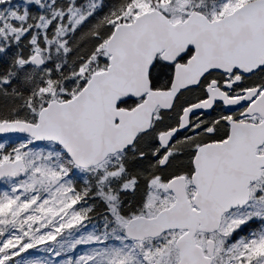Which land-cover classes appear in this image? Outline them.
<instances>
[{
    "label": "snow or ice",
    "instance_id": "1",
    "mask_svg": "<svg viewBox=\"0 0 264 264\" xmlns=\"http://www.w3.org/2000/svg\"><path fill=\"white\" fill-rule=\"evenodd\" d=\"M0 264H264V0H0Z\"/></svg>",
    "mask_w": 264,
    "mask_h": 264
}]
</instances>
